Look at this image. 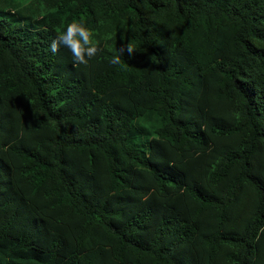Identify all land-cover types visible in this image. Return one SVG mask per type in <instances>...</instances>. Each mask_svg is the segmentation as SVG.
Segmentation results:
<instances>
[{"label": "trees", "instance_id": "trees-1", "mask_svg": "<svg viewBox=\"0 0 264 264\" xmlns=\"http://www.w3.org/2000/svg\"><path fill=\"white\" fill-rule=\"evenodd\" d=\"M0 264H264V0H0Z\"/></svg>", "mask_w": 264, "mask_h": 264}, {"label": "clouds", "instance_id": "clouds-1", "mask_svg": "<svg viewBox=\"0 0 264 264\" xmlns=\"http://www.w3.org/2000/svg\"><path fill=\"white\" fill-rule=\"evenodd\" d=\"M99 44L100 42L94 39L92 31L83 22L73 21L51 40L49 48L55 54L63 46L70 50L75 63L87 65L88 61L100 50ZM126 51L129 56L134 52L131 44L126 46ZM110 63L120 64L121 55L113 56Z\"/></svg>", "mask_w": 264, "mask_h": 264}]
</instances>
